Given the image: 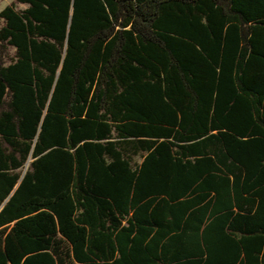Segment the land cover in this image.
<instances>
[{"label": "trees", "instance_id": "obj_1", "mask_svg": "<svg viewBox=\"0 0 264 264\" xmlns=\"http://www.w3.org/2000/svg\"><path fill=\"white\" fill-rule=\"evenodd\" d=\"M0 264H264V0L3 9Z\"/></svg>", "mask_w": 264, "mask_h": 264}, {"label": "rangeland", "instance_id": "obj_2", "mask_svg": "<svg viewBox=\"0 0 264 264\" xmlns=\"http://www.w3.org/2000/svg\"><path fill=\"white\" fill-rule=\"evenodd\" d=\"M17 0H0V12L5 9L7 6L16 3ZM19 9H24L25 6L18 5Z\"/></svg>", "mask_w": 264, "mask_h": 264}]
</instances>
